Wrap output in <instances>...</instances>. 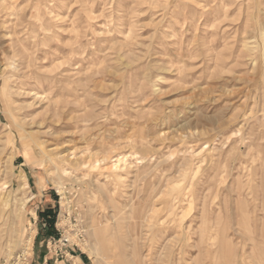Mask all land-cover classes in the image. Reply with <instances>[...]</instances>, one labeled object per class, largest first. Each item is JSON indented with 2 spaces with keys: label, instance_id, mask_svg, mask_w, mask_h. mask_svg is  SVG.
<instances>
[{
  "label": "rangeland",
  "instance_id": "obj_1",
  "mask_svg": "<svg viewBox=\"0 0 264 264\" xmlns=\"http://www.w3.org/2000/svg\"><path fill=\"white\" fill-rule=\"evenodd\" d=\"M17 1L0 0V264H39L44 254L60 260L69 245L86 251L92 264H107L102 238L112 212L99 190L102 183L124 207H131L132 193L144 199L149 185L158 188L159 199L185 192L173 213L158 202L169 229L162 238L150 233L147 239L143 231L139 244H147L139 250L146 253L151 242L158 255L172 238V249L165 252L175 264H240V202L233 187L238 180L249 181L252 170L258 188L264 179V0H46L40 16L37 0ZM9 2L15 4L2 8ZM12 7L28 14L27 53L46 99L40 106L25 94L20 84L25 78L6 73L8 48L27 35L9 31L18 21ZM42 115L54 121L62 117L57 130L63 135L75 130L70 145L87 157L94 153L85 160L91 168L84 164L62 177L50 169L32 138L36 132L45 136L32 125ZM89 133L93 139L86 143L81 137ZM115 154L133 169L122 185L107 177ZM144 167L150 169L135 179ZM215 173L213 184L209 179ZM168 182L176 190L164 197ZM24 200L20 241L13 248L15 214ZM50 205L56 234L49 238L40 210ZM258 205L255 214L263 229L261 199ZM207 226L212 239L205 235ZM246 240L245 264H264V255L258 256L263 247ZM133 251L132 245L129 259ZM107 257L116 262L118 255Z\"/></svg>",
  "mask_w": 264,
  "mask_h": 264
},
{
  "label": "bare ground",
  "instance_id": "obj_2",
  "mask_svg": "<svg viewBox=\"0 0 264 264\" xmlns=\"http://www.w3.org/2000/svg\"><path fill=\"white\" fill-rule=\"evenodd\" d=\"M19 1L20 0L17 1V4ZM24 1L28 2V4H29L32 0H24ZM45 1L46 0H37V2H36V9H37L36 14H37V16H40V14H41L40 13V11H41L40 7H41L42 3ZM10 3H12V2H9V5H10ZM14 4L15 3H12L10 6L3 4L2 8L8 9ZM17 10H20V9H17ZM11 12H12L11 13L12 15L14 14L17 16L18 21L15 22L12 25V27L9 28V31L14 33V34L26 32L27 35L23 38H17L19 43L13 44V45H11L10 48H8L9 49L8 51L10 52L9 54L11 57L7 63L8 68H7L6 73H8L10 76H22L23 78H25L24 80H22L20 82V84L23 86V88H25V91H26L25 94H28V96H31L33 98L32 101L34 103L32 105L36 104L37 106H40L41 103H43L46 99H45V96H43V92L40 91V89H41L40 83L36 82V72L32 68L33 57L31 56L30 53H27V50H28L30 44H32V42H30V36L27 33V30H28L27 27L28 26H27V23L25 22V19L27 18L28 14L24 13L23 11H22L23 13H18L15 11V9L13 7L11 9ZM41 26H42V29L46 30V26H45V23L43 21H42ZM0 73H2V72H0ZM75 92H77V91H75ZM30 105H31V103H30ZM30 107H32V106H30ZM26 114L28 115V113H26ZM29 114H30V112H29ZM63 115L64 114H62L61 116H63ZM39 117L40 118L38 120H35V118L32 117L34 119L32 122L33 123L32 125L34 126V124H35L38 127V129L36 128L38 131L43 130L45 136L42 138L41 137L42 135L39 134L40 135L39 136L38 132H36V133H34V136H32V138L35 140L36 144L38 145V148L40 150L41 155L48 159V163L50 164L49 165L50 169L53 172H56L57 174L61 175V177H62L63 175L64 176L69 175L68 174L69 169H78V170L81 169L82 170L83 169L82 167L84 166V164L85 165L90 164L88 167L91 168L90 166L92 165V163H88V162L86 163L85 160H87V158L93 157L94 153H92L90 151L93 155L90 154V157H87L86 154L84 155V153H81L82 152L81 150H80L81 152L76 151L75 147L70 145L71 143L76 142V141H69L68 140L70 137L76 136L75 130L73 131V129H68L67 131H65L66 135H63L62 132H64V131L61 132V131L57 130L58 123H61L60 118H62V117H60L58 120H55V121L53 119H49L45 115H42ZM70 117H72V115ZM72 119H73V117H72ZM72 119H70V121H72ZM67 120H69V119H67ZM64 122H67V121L64 120ZM72 127L77 128L76 124H71V125L68 124L67 125V128H72ZM89 132H90V130H89ZM86 133H88V132H86ZM90 133H92V132H90ZM90 133L88 134L87 137H81V139H84V141L86 140L85 142L87 143L90 138L93 139L92 134H90ZM113 153H114V151H113ZM98 155H100V154H98ZM115 156H116V158L114 160L111 159L114 162L110 166H108V167L106 166V167L108 168L107 169V177L109 178V180L112 183L117 185V184H121L123 182V180H125L124 179V178H126L125 176L128 177L130 175V173L133 171V169L130 166H128L127 164H125V166H123L121 161L123 162L122 159H124V158L121 159L119 157V155H116V154L114 155V157ZM108 159H110V158H107V156L104 155L102 160L108 161ZM100 160H101V158L95 159L93 161L94 165L98 166V162H100ZM253 161H255V160H253ZM108 162H110V161H108ZM100 165H101V163H100ZM149 169H150V167H147V168L144 167V168H139L137 172H135L136 170H134L135 179L138 180L140 177L144 176L145 175L144 172H146V171L148 172ZM217 174L218 173H215V175L209 179L210 181H212L213 184L215 183L214 177L216 178ZM256 174H257V171L252 170L249 173V175L251 176L249 178L250 179L249 181L247 180V182L245 184H243L241 181L238 180L235 187H233V189L236 190V192L238 193L239 202H240L238 204V211H237L238 214H237V224H236L237 225L236 232H237L239 238L241 239L240 242L242 243V246H241L242 257L240 256L241 261L239 260L240 264H245V258L243 255H245L244 247L246 246V241H247L246 238H248L250 240V242L252 243V246H254V248L263 247V249H264V227H263V229H260L259 220H257V216L255 214V213H257V210H258V206H259L258 200L259 199H261L262 206L264 208V181H263L264 179H262L261 184L259 182L261 188H258L257 183H255L256 181L254 179L255 178L254 176H256ZM181 175L186 176V173L183 172V174H181ZM224 176L225 175H223V177ZM226 176H225V178H226ZM104 177H105V175H104ZM178 177H179V174H178ZM262 178H264V177H262ZM152 179H154V178H152ZM97 183H98V181H97ZM170 183L172 184V182H170ZM6 184L7 183H5V185ZM107 184L102 183L99 186V190L102 191L107 196V199L110 202V207H111V212H112L110 217H109L110 214L107 216V218L109 217V219L110 218L112 219V222H111L112 224L107 225V223H106V226L104 227V229H106V230H105V232H104L105 234L102 238V243H103L105 252H104V254H102V259H104V261L107 264H115V263L116 264H175V262H173V260H172V254L170 255L169 253L165 252L166 250L168 251V250L172 249V248H170V245H171L170 243H171L172 238L169 239V241H167V243L164 245L163 249H165V251L163 250L158 255H156V254L154 255L155 252L156 253H158V252L154 250V245L151 244V242H149V245L147 246L146 253L143 252L142 250H139V246L141 245V246L146 247L147 241H145V244H139V242L140 241L143 242L142 241V238H143L142 235H143V231H145V230L147 231V233H146L147 239H149L148 234H150V233H152V235H158L161 238L163 237V234L168 231L169 226H166V224H164L165 219L163 220V217L160 216V213H159L160 211L158 212V209H157L158 208L157 206H159L158 202H161V206L164 205L165 209L170 210L173 213V211L175 210L174 205H176L177 202L180 203L183 200V196H184L185 192L183 193V192H181L183 190H181L171 198L168 197V198L159 199L158 197H160V194H159L160 191H158V188H154L151 185H149L144 190V191H146V194L144 196L145 198L142 200H137L138 199V198L136 199L137 196L136 197L132 196L133 193L130 194L131 198H133V203H132V205L129 203L131 205V207L129 206L131 208V210L127 211V208L129 209V207L128 206L124 207V205H122L123 203L121 204L117 201V198L115 197V195L110 193V190L108 189ZM59 185H60V191L63 192L64 191L63 185L61 183H59ZM170 185L168 182V184L166 185L167 189L163 190V192H161V195L164 193L163 194L164 197H165V195L171 196L170 195L171 191L176 190V188H174L173 185H172V187H170ZM28 187H29V184L27 183L26 176L23 173L21 176V188L23 190H25ZM138 187L139 186H137L136 189ZM178 189H180V188H177V190ZM233 189L231 187L232 191H233ZM114 193H115V191H114ZM123 193H125V192H123ZM173 193H174V191H173ZM116 194H118V193H116ZM135 194H137V192H135ZM131 198H130V201H131ZM139 198L141 199V197H139ZM6 200H8V199H6ZM225 200H227V199H225ZM26 201L27 200H24L22 202L20 209L18 210L17 214H15V217L17 218L16 228L14 230V234L12 233L13 231H11L12 234L10 236L11 237L10 242H11L13 248L20 241L19 234H18L20 232L19 231V220L21 219V216L23 213L22 210L25 209ZM7 203H9V201L5 202V204H7ZM179 203H178V205H179ZM244 204H246V205H244ZM1 205L2 204L0 201V207H1ZM3 205H4V203H3ZM127 205H128V203H127ZM245 207H247V209ZM203 213H204V211H203ZM170 216H172V215L170 214ZM3 217H4V215L2 214V211L0 210V220ZM203 220H206V219H203ZM178 227H179V225H178ZM139 228H141V229H139ZM205 235L209 239H212L214 237V235H212L211 226L210 227L207 226ZM215 240H217V238H215ZM259 240H262V241L260 242ZM212 241H214V239ZM32 242H33V234L28 239L27 244L31 245ZM130 242H131V244H129ZM132 245H133L134 251H133L132 256H130L131 258L129 259L127 250ZM213 245L215 246V242L213 243ZM144 251H145V249H144ZM113 255H115V256L118 255L117 261L116 262H114V261L109 262L107 256H110L112 258ZM262 255H264V252L258 255L259 258H261Z\"/></svg>",
  "mask_w": 264,
  "mask_h": 264
},
{
  "label": "crops",
  "instance_id": "obj_3",
  "mask_svg": "<svg viewBox=\"0 0 264 264\" xmlns=\"http://www.w3.org/2000/svg\"><path fill=\"white\" fill-rule=\"evenodd\" d=\"M54 209L53 205L48 206L46 209L40 210V215L42 220H44L46 225L43 223L42 226H45L44 232L47 236H55V217H51ZM66 256L63 259H56L53 254H44L43 257L39 259V264H92V259L87 254L86 251L82 250L77 246L69 245L65 249Z\"/></svg>",
  "mask_w": 264,
  "mask_h": 264
},
{
  "label": "built area",
  "instance_id": "obj_4",
  "mask_svg": "<svg viewBox=\"0 0 264 264\" xmlns=\"http://www.w3.org/2000/svg\"><path fill=\"white\" fill-rule=\"evenodd\" d=\"M82 231V230H81ZM85 233V231L83 230L82 233H80V236H82V234Z\"/></svg>",
  "mask_w": 264,
  "mask_h": 264
}]
</instances>
